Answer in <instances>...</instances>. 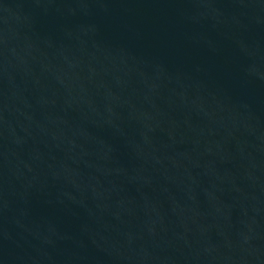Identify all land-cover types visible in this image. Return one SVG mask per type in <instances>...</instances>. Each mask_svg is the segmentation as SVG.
I'll use <instances>...</instances> for the list:
<instances>
[{"label": "water", "instance_id": "water-1", "mask_svg": "<svg viewBox=\"0 0 264 264\" xmlns=\"http://www.w3.org/2000/svg\"><path fill=\"white\" fill-rule=\"evenodd\" d=\"M0 264H264V0H0Z\"/></svg>", "mask_w": 264, "mask_h": 264}]
</instances>
